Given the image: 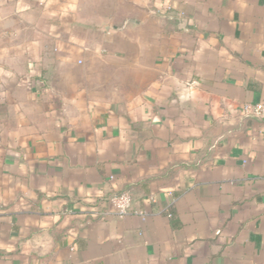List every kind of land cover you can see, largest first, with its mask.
<instances>
[{
    "label": "crops",
    "instance_id": "0c3cea01",
    "mask_svg": "<svg viewBox=\"0 0 264 264\" xmlns=\"http://www.w3.org/2000/svg\"><path fill=\"white\" fill-rule=\"evenodd\" d=\"M254 102L264 0H0V264H264Z\"/></svg>",
    "mask_w": 264,
    "mask_h": 264
},
{
    "label": "built area",
    "instance_id": "2783aa9c",
    "mask_svg": "<svg viewBox=\"0 0 264 264\" xmlns=\"http://www.w3.org/2000/svg\"><path fill=\"white\" fill-rule=\"evenodd\" d=\"M242 111L246 116L264 120V102L244 103ZM107 199L119 217L129 212L131 196L128 192H113Z\"/></svg>",
    "mask_w": 264,
    "mask_h": 264
}]
</instances>
